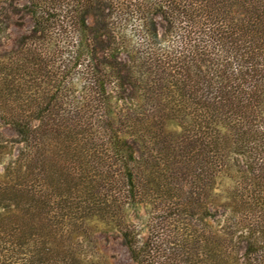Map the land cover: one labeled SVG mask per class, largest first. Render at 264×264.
Wrapping results in <instances>:
<instances>
[{
  "label": "trees",
  "instance_id": "16d2710c",
  "mask_svg": "<svg viewBox=\"0 0 264 264\" xmlns=\"http://www.w3.org/2000/svg\"><path fill=\"white\" fill-rule=\"evenodd\" d=\"M22 1L0 264H264V0Z\"/></svg>",
  "mask_w": 264,
  "mask_h": 264
},
{
  "label": "rangeland",
  "instance_id": "374dc122",
  "mask_svg": "<svg viewBox=\"0 0 264 264\" xmlns=\"http://www.w3.org/2000/svg\"><path fill=\"white\" fill-rule=\"evenodd\" d=\"M23 3L24 1L19 0V6ZM13 19L19 22V26H10V40L6 43L5 48L10 47L16 38L28 32L32 26V20L24 8H19V14L15 15ZM0 131L7 137L14 136V132L8 127H3L0 129ZM102 249L111 257L114 264H128L130 262L128 252L119 239L110 238L105 240L102 238Z\"/></svg>",
  "mask_w": 264,
  "mask_h": 264
}]
</instances>
